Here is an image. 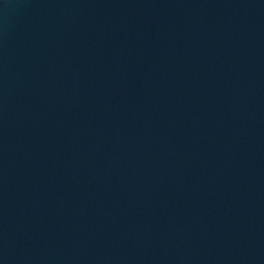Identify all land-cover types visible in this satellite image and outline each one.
Returning <instances> with one entry per match:
<instances>
[{
  "label": "water",
  "instance_id": "95a60500",
  "mask_svg": "<svg viewBox=\"0 0 264 264\" xmlns=\"http://www.w3.org/2000/svg\"><path fill=\"white\" fill-rule=\"evenodd\" d=\"M0 264H264V0H0Z\"/></svg>",
  "mask_w": 264,
  "mask_h": 264
}]
</instances>
